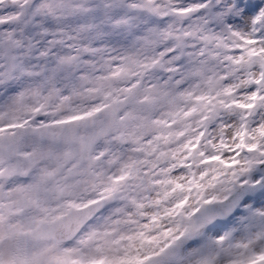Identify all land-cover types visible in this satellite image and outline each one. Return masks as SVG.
I'll return each mask as SVG.
<instances>
[{
	"label": "snow or ice",
	"instance_id": "snow-or-ice-1",
	"mask_svg": "<svg viewBox=\"0 0 264 264\" xmlns=\"http://www.w3.org/2000/svg\"><path fill=\"white\" fill-rule=\"evenodd\" d=\"M0 264H264V0H0Z\"/></svg>",
	"mask_w": 264,
	"mask_h": 264
}]
</instances>
